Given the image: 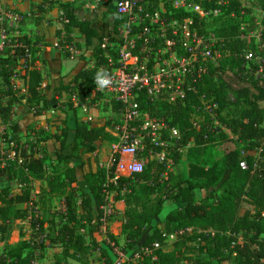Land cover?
I'll return each instance as SVG.
<instances>
[{"label":"trees","instance_id":"obj_1","mask_svg":"<svg viewBox=\"0 0 264 264\" xmlns=\"http://www.w3.org/2000/svg\"><path fill=\"white\" fill-rule=\"evenodd\" d=\"M116 1L106 0L100 8L103 20L109 14L114 16L108 28L106 21L99 25L91 15L76 13L70 3L41 0V4L51 9L57 8L67 19L62 29L57 30L56 38L63 30L66 41H73L80 49L92 48L94 65L91 68L79 66L76 73L54 79L43 90L44 78L39 69L32 67L23 75V98L35 111V121L45 123L49 136L58 142L59 147L53 151L43 150L40 155L33 149L26 150L22 146L15 148L14 157L16 161L20 159V163H11L6 171L9 179L24 182L25 187L16 194L7 189L0 192V264H31L36 259L35 246L30 247L28 241H21L24 233L19 234L17 243H8L13 223L29 215L28 203L31 201L34 179L44 180L46 187L40 189L32 207L40 205L39 208L49 209L55 197L64 201L65 212L58 222L52 216L43 219L30 214L31 227L38 224L43 232L44 224L48 223L45 238L61 246L63 257L77 259L87 255L89 244H86L84 234L80 233L81 229L90 236L93 248L99 247L101 253L111 261L109 252L112 246L109 243L116 246L123 238L129 252L127 255H130L138 247L155 240L165 245L164 234L192 228L190 234L176 237L172 250H160L156 260L144 257L136 264H228L226 261L232 264H264V78L255 79L252 74H243L240 69L243 59L239 54L244 50L257 51L253 37H240V26L253 23L255 18L252 10L244 6L241 0H229L226 5H220V0H199L201 10L211 13L220 9V13L211 15L206 22L198 23L195 18L192 24L198 33L210 29L223 39L222 75L216 78V69L212 68V76L203 78L197 85L196 93H189L182 102L174 104H146L144 98L137 96L149 115L163 117L171 125L177 126L183 133L184 141L192 138L191 145L180 160L186 171L179 180L175 179L177 174L171 172L168 187L165 184H152L158 174L157 166L153 172L148 168L136 175V181H131L130 192L125 197V210L113 214L109 219V225L116 228L115 232L108 233L109 242L95 234L98 207L102 204V184L106 179V170L97 165L96 155L105 149L110 151L115 139L105 130L110 121L102 126L84 122L77 115V109L67 93L74 84L80 86L81 101L85 98L90 102L96 101V97L91 96L94 79L100 75L98 67L106 62L100 47L102 37L107 29L109 34L114 35L121 20L115 14ZM254 5L263 15L260 25L264 38V0H254ZM178 14L188 15L183 11ZM22 38L25 43L34 46L27 35L23 34ZM49 42L45 41L44 44ZM111 53L115 57V50L112 49ZM1 62L6 64L2 76L8 92H11L8 71L15 64L14 60L7 56ZM251 68L255 70L256 65ZM56 98L60 99L55 101L58 102V109L65 108L64 115L45 117L44 109ZM201 99L212 106L218 123L231 132V137L214 124L213 118L204 111ZM14 100L11 97L8 103L0 105L3 122L9 119L10 105ZM194 107H199V110ZM193 113L204 115L197 130L192 128L190 122ZM210 124L212 134L208 130ZM13 130H16V126ZM70 132H73L71 140ZM79 156H82L80 165L74 161ZM47 160L57 162L48 174L45 172ZM241 161H245L246 168L240 167ZM196 189L210 190V199L197 200ZM167 199H172L175 205L162 214ZM243 204L251 209L241 213ZM45 238L39 239L40 251L45 245ZM188 253L191 255L188 256Z\"/></svg>","mask_w":264,"mask_h":264},{"label":"built area","instance_id":"obj_2","mask_svg":"<svg viewBox=\"0 0 264 264\" xmlns=\"http://www.w3.org/2000/svg\"><path fill=\"white\" fill-rule=\"evenodd\" d=\"M198 1L117 0L115 14L121 20L115 28L114 35L105 31L102 37L100 47L106 62L98 67L100 75L94 79L95 87L91 96L105 99L113 108L110 124L105 126V130L115 141L111 144L107 161L103 165L106 179L102 184V204L98 209L96 227L97 233L107 242L109 219L113 214L120 212L118 202L125 200L130 192L131 181H136V175L148 168L153 172L157 166L158 174L152 184H165L168 187L170 173L175 170L192 143V138L184 141L183 133L177 126L171 125L163 117L149 115L137 96L144 98L146 104L156 102L174 104L182 102L189 93H196L197 85L203 78L212 76V68L216 69L214 72L216 78L222 75L220 62L223 39L217 37L210 29L205 33H198L192 26L195 18L198 23L206 22L211 15H218L220 9H215L211 13L205 12L201 10ZM85 2L90 15L100 16V8L105 5L106 0H94L97 4L95 7L90 6V0ZM228 2L229 0H220L219 4L226 5ZM6 5L5 0H0V60L10 56L16 65L21 66L32 61L34 46L25 43L23 34L13 30L11 21L19 20L21 17L18 12L8 9ZM55 9L62 29L67 19L61 11ZM180 11L188 15L178 14ZM240 31L241 38H254L257 49L256 52L244 50L239 54L243 59L240 69L243 74H252L255 79H263L262 26L259 23L256 31L244 32V29ZM64 35V31L61 30L52 47L66 58L76 60L83 51L73 41H66ZM112 49L116 52L115 57L111 53ZM252 65H256L255 70H252ZM86 67L91 68L93 65ZM79 87L71 84L67 96L73 107L80 111L81 119L92 125L96 120L91 114L94 104L92 105L88 98L80 100ZM201 104L204 111L213 118L214 124L224 131L225 128L218 123L212 112V106L207 105L202 99ZM194 108L199 110V107ZM64 109L60 107L61 115H64ZM51 114H55L54 109ZM203 120L204 115L193 113L190 119L192 128L199 129ZM6 128L5 122L0 118L1 135ZM208 130L212 134V124ZM239 165L246 168L245 161H241ZM30 197L29 203L36 202L37 197L33 196L32 192ZM192 230L182 229L164 236L168 239L174 237L173 235L191 233ZM29 231L36 235L41 234L38 224ZM38 240V237L33 238V242ZM109 244L116 254L111 261L107 260L98 247L90 249L91 253L98 256L96 264H136L144 257L156 260L157 252L164 247L155 240L127 255L119 252L113 243ZM234 255L235 253L232 254ZM31 264H35V260Z\"/></svg>","mask_w":264,"mask_h":264},{"label":"rangeland","instance_id":"obj_3","mask_svg":"<svg viewBox=\"0 0 264 264\" xmlns=\"http://www.w3.org/2000/svg\"><path fill=\"white\" fill-rule=\"evenodd\" d=\"M58 2L60 0H57ZM90 6L95 7L97 4L94 2V0H90ZM241 3L250 8L252 10V14L254 15V21L253 23L246 24L240 26V30L244 29L256 31L259 27V23L263 17L261 11H259L256 6L254 5V0H241ZM8 9L11 10V8L6 5ZM47 6V5H46ZM101 5H99L100 7ZM88 9V8H87ZM38 8L33 7L30 8L29 14L27 13H20V16L23 22H26L29 24L31 21H33L35 18L39 17L37 15ZM89 10V9H88ZM53 9L50 7L46 9L45 15L43 16V19L46 20V22H50V26L59 27L61 25L60 19L55 15L52 14ZM50 14V16H48ZM46 17V18H45ZM100 18L99 16H97ZM20 20V19H19ZM114 20V16L109 14L105 17V20L98 19L97 23L102 24L104 21L108 23L109 26L112 25ZM210 20V19H208ZM28 26H24L21 28H18L21 31H27L29 30ZM31 29V28H30ZM53 32L56 31L55 29H52ZM22 33V32H21ZM32 35V34H31ZM44 44L43 40H40V44L38 47H34L35 53L33 52V57L31 62H27L21 66L13 64L12 68L9 69L10 77V87L11 92H8L7 84L5 83V80L3 79L2 73L4 72V67L6 64L0 63V105H5L8 103V100L11 97H14L15 100L11 102V109L9 114V119L7 122H5L7 128L5 132L1 135L0 134V192L2 190H8L13 194L19 193L23 187H25L24 182H21L14 178H8L9 173L6 171L7 167L11 165V163L19 164L20 159L17 161L15 160L14 154L16 151V147L19 149L21 146L24 147L26 150L33 149L37 151V155L41 154V151H53L59 147L58 142L54 140V138L49 136V132L47 130V127L44 122L37 123L35 121V111L32 107H30L26 103V99L23 98V95L25 93V85H24V73L25 70H28L30 67H36L37 65L34 63L37 57V53L40 49V46ZM33 50V51H34ZM83 51V64L91 67L94 64V58L92 55L91 49H84L81 48ZM43 74L45 75V79L48 78V73L46 70H44ZM44 85L42 84L41 90H43ZM60 99H54L51 100L46 108L44 109V115L47 118H53L56 116H61L62 112L58 109L59 106H57ZM91 104L95 105L99 116H97L100 119H104V122H108L110 120V115H113V108L111 105L107 103V101L103 98H97L96 101L91 102ZM52 109L55 110V114H51ZM64 113V112H63ZM77 115H80V111L77 109ZM2 120V119H1ZM3 121V120H2ZM94 124H97L98 122H92ZM16 126V130H13V127ZM73 137V132L69 133V140H71ZM46 139V140H44ZM109 149H105L102 152H99L97 156V162L98 163H105L107 161V154ZM15 161V162H11ZM76 164L82 163V156L76 157L74 159ZM57 162H50L45 161V172L46 174L50 173L52 171V168L56 165ZM16 167V166H15ZM14 167V168H15ZM185 165L183 161H180L178 163V166L175 168V173L177 174L176 180H179L182 176V174L185 172ZM12 173V172H11ZM46 187V182L44 180H32V195L36 197V195L39 193L40 189ZM210 190H203V189H196L195 190V197L197 200L206 201L207 199H210ZM158 196H162V194H158ZM174 201L172 199H167L164 204V211H162L164 214L167 210L172 208L174 206ZM28 209H29V215L22 220H16L13 225L12 229L9 235L8 243L9 244H15L19 240V234L24 233V235L21 237V241L29 242L31 245L30 247L35 246L34 251L36 255L35 264H96L98 261V256L94 253L90 252V248L92 246L91 238L89 235H87L85 231V241L88 245V253L87 255L80 257V258H69V257H63L61 255V246L59 244H55L52 242H48L47 238L41 237L42 234L46 235L47 231L49 230L48 223H45L43 226V232H41L40 235H36L34 232H30L29 229L33 228L31 227V219L30 214H33V217L47 219L48 216L54 217V221L58 222L61 215L65 212L64 207V201L60 197H55L51 200V204L49 209H43L39 208L40 205H36L35 207H32L31 203H28ZM246 209H251V207L247 204H243L241 213H243ZM18 232V234H17ZM30 232V233H29ZM190 234V232H188ZM178 235H173L174 237H168L166 240V244L164 246L165 251H169L173 249V244L176 241V237ZM38 237L39 239L45 238V245L42 248V251H40V248L38 246L39 240L37 242H33V238ZM35 243V244H34ZM116 249L121 253L128 254L125 246L124 239H120L115 246ZM2 247H0V253H1ZM111 257L115 255L114 251L109 252ZM188 256L191 255V253L187 254ZM228 264H232L231 261H226Z\"/></svg>","mask_w":264,"mask_h":264},{"label":"crops","instance_id":"obj_4","mask_svg":"<svg viewBox=\"0 0 264 264\" xmlns=\"http://www.w3.org/2000/svg\"><path fill=\"white\" fill-rule=\"evenodd\" d=\"M5 1L7 2V5L11 9H13V11L18 12L19 14L22 12L29 14L28 10L30 8H32V6L38 8L37 15L39 17L35 18L33 21H31V23L29 22V24H28L26 22H23L22 19H20V20L11 21V26H12L14 31H18L20 33L22 32V34H25L29 38H31L33 40V43H34V47L39 46L40 40H43L44 42L50 41L48 44H42L40 46L41 50L38 51L36 60L34 62L37 65L36 68L39 69L43 75L44 87L46 86V84L50 83L54 79H57V78L65 75V74L76 73L78 67L82 66V64H83V61H84L83 58L78 57L76 60H70V59L66 58L65 55L62 54L59 50L52 47L53 41L56 40V32L58 29L61 28V25L59 27L50 26V22H46V20L43 19V16L45 15V12H46V9L49 7H47L45 4H41V0H5ZM85 1L86 0H60L59 3H70L74 6L76 13L86 16V15H90V12L86 8V2ZM56 11L57 10L54 8L52 14H55ZM48 16H50V14ZM91 17L96 18L97 21H98V19H102L100 16H99L100 18H98L96 15H92V14H91ZM28 25H30V26L28 27L29 30H27V31H21L18 29V28L28 26ZM110 27L111 26H109L108 28H110ZM55 28H56V31L53 32L52 29H55ZM106 31H108V29ZM90 49L92 50V48H90ZM83 66L86 67V65H83ZM44 70H46L48 73L47 79H45V75L43 74ZM91 114H92L93 118L96 119L95 121L98 122L97 124L93 123L92 125L102 126V125L106 124V122H104V119H100L97 117V116H99V114H98V110H97L95 105H93V107H92ZM61 116H63V115H61ZM110 117H111V115H110ZM224 132L227 135H229L230 137L232 136L231 132L228 129H225ZM97 165L103 168L104 163L102 164V163L97 162ZM177 166H178V164H177ZM173 172H175V170ZM164 204H165V202H164ZM118 207L120 209L119 213L123 212L126 208L125 200L118 202ZM98 209H99V207H98ZM115 230H116L115 225H110L108 233L115 232ZM80 233L84 234V236H85L84 229H81ZM17 234H18V232H17ZM95 234H97V228H96ZM98 237L100 239H102L101 235H98ZM85 238H86V236H85ZM91 248H93V247H91ZM113 249L114 248H112V250ZM163 250H164V247H163ZM114 257H116V254L113 257H111V259Z\"/></svg>","mask_w":264,"mask_h":264}]
</instances>
